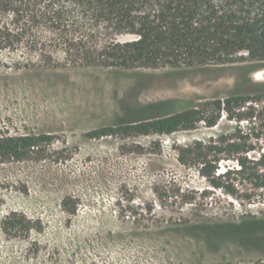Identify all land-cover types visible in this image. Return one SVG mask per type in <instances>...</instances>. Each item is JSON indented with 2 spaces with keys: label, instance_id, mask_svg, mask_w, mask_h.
Returning a JSON list of instances; mask_svg holds the SVG:
<instances>
[{
  "label": "rangeland",
  "instance_id": "obj_1",
  "mask_svg": "<svg viewBox=\"0 0 264 264\" xmlns=\"http://www.w3.org/2000/svg\"><path fill=\"white\" fill-rule=\"evenodd\" d=\"M4 21L14 32L0 35V136L51 140L22 159L0 160V264L264 261V195H230L197 162L178 160L180 148L214 143L236 122L222 116L171 133L86 135L264 88V67L105 66L101 28L73 5ZM206 109L205 117L215 113ZM219 157L215 173L233 166ZM13 213L24 220L6 228Z\"/></svg>",
  "mask_w": 264,
  "mask_h": 264
},
{
  "label": "trees",
  "instance_id": "obj_2",
  "mask_svg": "<svg viewBox=\"0 0 264 264\" xmlns=\"http://www.w3.org/2000/svg\"><path fill=\"white\" fill-rule=\"evenodd\" d=\"M66 5L79 7L101 28L105 66L115 67H264V0H0V35H12L2 22L11 15L16 23L44 15L54 16ZM115 35H126L118 39ZM210 102V103H208ZM201 104L117 125H103L86 135L97 138L115 133H171L192 129L200 120L213 126L223 116L237 123L227 135L209 145L196 144L178 151L182 164L197 162L199 172L215 188L251 200L264 195V88L240 91ZM210 104L214 114L204 116ZM256 127L243 129L242 123ZM51 140L49 134L0 136V160L22 159L28 151ZM210 155L212 157H210ZM220 155L233 159L223 173L212 162ZM247 184L253 191H242ZM24 219L13 213L7 228ZM258 259L256 264H264Z\"/></svg>",
  "mask_w": 264,
  "mask_h": 264
}]
</instances>
